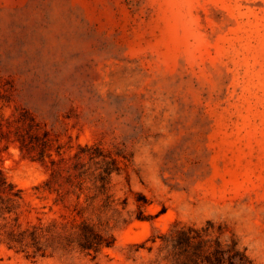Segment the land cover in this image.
<instances>
[{
  "label": "rangeland",
  "instance_id": "374dc122",
  "mask_svg": "<svg viewBox=\"0 0 264 264\" xmlns=\"http://www.w3.org/2000/svg\"><path fill=\"white\" fill-rule=\"evenodd\" d=\"M97 149L133 214L115 246L34 257L0 241V264H157L153 238L208 223L264 264V0H0V174L20 222L56 217L35 188Z\"/></svg>",
  "mask_w": 264,
  "mask_h": 264
},
{
  "label": "trees",
  "instance_id": "16d2710c",
  "mask_svg": "<svg viewBox=\"0 0 264 264\" xmlns=\"http://www.w3.org/2000/svg\"><path fill=\"white\" fill-rule=\"evenodd\" d=\"M83 163L82 156L62 176L54 171L50 177L35 188L40 196L53 197L50 208H58L57 216L44 222L24 226L20 222L23 192L0 174V241L9 249L36 256H46L59 251H78L96 259L103 251L112 249L116 239L112 223H128L133 214L127 213L128 202H119L111 193L112 177L120 174L117 158L97 149ZM146 199L138 204L135 219L152 220L143 210ZM157 248V264H254L239 242L231 238L222 241V234H215L214 226L206 228L175 224L167 234L153 238ZM154 246L149 248L152 252Z\"/></svg>",
  "mask_w": 264,
  "mask_h": 264
}]
</instances>
